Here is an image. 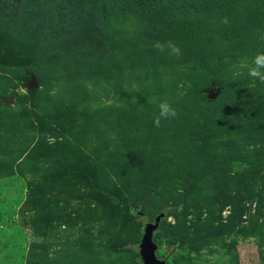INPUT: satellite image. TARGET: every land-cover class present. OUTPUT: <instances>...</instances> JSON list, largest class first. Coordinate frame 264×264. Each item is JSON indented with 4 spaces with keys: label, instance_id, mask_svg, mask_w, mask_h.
<instances>
[{
    "label": "rangeland",
    "instance_id": "1",
    "mask_svg": "<svg viewBox=\"0 0 264 264\" xmlns=\"http://www.w3.org/2000/svg\"><path fill=\"white\" fill-rule=\"evenodd\" d=\"M206 1L131 14L108 0L84 51L60 34L74 17L0 28V264H138L160 212L165 264H264V84L245 68L264 51V0ZM169 39L181 57L152 48ZM162 99L178 116L155 127Z\"/></svg>",
    "mask_w": 264,
    "mask_h": 264
},
{
    "label": "trees",
    "instance_id": "2",
    "mask_svg": "<svg viewBox=\"0 0 264 264\" xmlns=\"http://www.w3.org/2000/svg\"><path fill=\"white\" fill-rule=\"evenodd\" d=\"M122 4L126 8H132L130 13L132 14L133 8L136 6L139 8L140 13H144L143 9L146 10V14H152L157 4L162 2L169 4H175L178 0H121ZM180 1V0H179ZM182 1V0H181ZM188 1L192 7H204V10L210 8L207 6L206 0H184ZM17 0H0V28L4 32L14 33L15 31H23L30 27L34 28L38 25H43L44 28H54L58 31V22L67 21L68 18H73V24L70 29L60 30L62 36L68 37V45L71 47L70 50L84 51L87 48L91 49L98 41L100 37V30L104 29L105 26V11L108 0H33L32 6L23 8L19 6ZM171 7V6H170ZM169 9V6L167 7ZM30 17L27 18L26 16ZM153 16V15H152ZM150 15V18L152 17ZM32 20H31V19ZM148 20V19H147ZM22 23V25H21ZM175 28L185 27L192 24L189 21H180V19L171 20ZM92 53V50L90 51ZM98 53V50H93V53ZM34 89L28 90L32 93ZM203 95V93H199ZM207 103L211 102V99L205 97ZM249 124H257L256 118H252ZM254 127V126H253ZM239 132V131H238ZM254 135V130L250 133ZM259 158L264 160V151L259 154ZM258 155L253 157L250 163H258L260 160ZM262 173L264 174V166ZM256 170V169H255ZM255 170L247 168V172L254 174ZM153 181L150 179L147 182V188L151 190ZM189 185V182H187ZM116 203H123L128 205V210H133L139 205L135 198H118L115 195H110Z\"/></svg>",
    "mask_w": 264,
    "mask_h": 264
},
{
    "label": "clouds",
    "instance_id": "3",
    "mask_svg": "<svg viewBox=\"0 0 264 264\" xmlns=\"http://www.w3.org/2000/svg\"><path fill=\"white\" fill-rule=\"evenodd\" d=\"M221 23L227 24V18H223ZM264 39V36H261ZM152 48L161 54H167L169 57L179 58L183 55V50L178 42L173 40H155ZM247 75L251 80L264 84V51H258L252 58L250 63L245 65ZM158 113L153 117V124L159 127L161 121L175 119L178 116L176 108L167 99H162L158 105Z\"/></svg>",
    "mask_w": 264,
    "mask_h": 264
},
{
    "label": "water",
    "instance_id": "4",
    "mask_svg": "<svg viewBox=\"0 0 264 264\" xmlns=\"http://www.w3.org/2000/svg\"><path fill=\"white\" fill-rule=\"evenodd\" d=\"M37 85L33 76H30L28 83L26 84L27 89H33ZM207 98L212 99L215 97V92H208ZM11 97L3 100L4 103L11 102ZM162 217V213H158L154 221L148 223L142 230L141 237L137 246L138 264H165L164 257L158 256L156 253V244L153 241V231L158 225V220Z\"/></svg>",
    "mask_w": 264,
    "mask_h": 264
}]
</instances>
